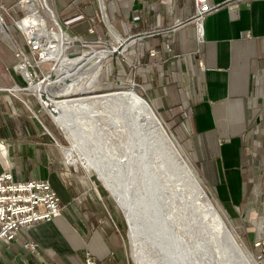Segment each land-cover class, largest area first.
Wrapping results in <instances>:
<instances>
[{"label": "crops", "instance_id": "0c3cea01", "mask_svg": "<svg viewBox=\"0 0 264 264\" xmlns=\"http://www.w3.org/2000/svg\"><path fill=\"white\" fill-rule=\"evenodd\" d=\"M101 1L111 30L102 21H91L99 18L97 0H56L55 7L74 10L66 18L86 13L87 19L67 22L74 37L92 45L102 39L104 47L110 41L118 49L123 47L118 37L128 44L112 57H127L129 77L137 78L162 119L174 120L185 133L192 156L226 211L261 224L258 233L255 228L247 233L253 242L264 226V0H208L211 7H222L207 15L201 41L197 26L188 24L195 0ZM18 4L20 0H0V9L14 10ZM21 26L25 31L23 21ZM4 36L0 144L6 156L0 146V175L10 169L19 181H49L61 199L62 216L23 227L15 240L2 241L0 264H87L89 256L95 264H129L123 236L104 206L81 205L66 186L54 140L35 116L44 108L34 95L24 97L19 90L25 81L9 70L16 45ZM29 244L36 245L39 255Z\"/></svg>", "mask_w": 264, "mask_h": 264}, {"label": "water", "instance_id": "95a60500", "mask_svg": "<svg viewBox=\"0 0 264 264\" xmlns=\"http://www.w3.org/2000/svg\"><path fill=\"white\" fill-rule=\"evenodd\" d=\"M46 9L55 18V13L48 5ZM102 17L105 18L104 15ZM57 22L58 20L55 19L56 27ZM0 25L1 30L5 29L9 33V27L3 18L0 19ZM17 25L20 28L19 24ZM107 27L111 30L109 25ZM56 80L49 90L42 86L33 91L26 88L29 94L37 97L53 119L58 117L62 108L58 106L55 108L51 99L64 102L68 100L67 96H70L54 95V92L63 86ZM79 94L80 92L74 93V95ZM79 97L80 95L77 96ZM144 101L143 110L147 122L141 124L131 117L121 115L125 129L122 135L119 132L114 135L117 142L113 149L116 150V156L123 166L127 164L125 168L113 162L103 134L100 135L99 131L96 130L95 133L90 129L87 119L90 118L94 107L88 108L87 115L84 116L86 121L83 124L73 118L69 121V129L74 132L76 144H80L84 152L101 161L104 169L114 177L123 179L122 182L126 181V184L129 182L133 184V188L136 189L134 200L137 209L159 236L157 243L155 240L151 241L156 243L154 247L152 246L153 249L160 250L163 254L159 262L162 264H251L247 250L237 241L210 198L208 199L199 176L183 158L174 138L164 128V124L148 100L144 99ZM100 114L102 115L103 111ZM102 124L103 132L109 133L116 129L115 119L112 120L109 116L106 120H102ZM92 133L96 140L94 143L91 139ZM194 205L200 211H196ZM188 221L192 222V228L197 231V236H194V231L190 229L191 223ZM127 226L129 238L130 227L128 224ZM148 231L149 228L139 233V239L144 238V234ZM200 236L201 239H197ZM141 246L145 247L144 244Z\"/></svg>", "mask_w": 264, "mask_h": 264}, {"label": "rangeland", "instance_id": "374dc122", "mask_svg": "<svg viewBox=\"0 0 264 264\" xmlns=\"http://www.w3.org/2000/svg\"><path fill=\"white\" fill-rule=\"evenodd\" d=\"M55 1L56 0H46V1L37 0L38 11L46 19L49 29H56L55 19H57L58 23H60V26L63 29V33L66 36V38L73 41L72 38H74V34L70 32L66 24L70 20L79 22L78 18L81 17V14L73 13V16L71 18H66L68 17L67 15L72 13V11L74 12V10H72L71 12H63L55 7L56 6ZM97 1L98 3L102 2L101 0H97ZM48 2H49L48 5L55 13V18H53V16L46 9L45 4H47ZM24 6L26 5H23L22 0H20V4H18V6L14 10L9 11L7 9V11L5 10L3 11L2 9H0V18H3L5 22L7 19V21L9 22V25L8 23H6L7 26L9 27V33L7 34L1 33L2 30L0 27V38L4 39L5 38L4 35H6L9 38L10 42L12 43L14 42V44L16 45V49L20 46V47H23L25 51H27L28 49L25 45V39H24V34H23L24 32H22L23 28L21 26V23L22 21L25 23L26 33L31 30L32 25L30 24L28 18L29 16L32 15V11L27 8H24ZM106 12L108 13V11ZM82 14L86 16V13H82ZM102 15L104 14L100 10L99 18L94 16L95 19L93 23H98V21H102V23L110 26L108 19L105 18L104 20ZM17 24H19L21 28H19ZM111 35H113L112 31H111ZM109 42H106V45H108L109 47L100 46V44H94V45L91 44L93 46L92 52L94 50H98V51L105 50L113 54L114 51H116L117 46L111 47ZM14 44H11L13 45L12 47H15ZM90 51H91L90 48L84 47L81 42L76 41L74 46H71L68 49L67 54L69 58L75 59V58L82 57L84 55L92 53ZM126 58L127 57H112V56L106 57L105 60H103L102 65L97 69V71L100 69V73L97 76L96 80L93 81V83H90L91 81L90 80L88 82L90 84L88 85V83H86L87 80L84 79L82 83H79L77 86V88L80 86V90H75L76 92L72 91L67 94V95H70V96H67L69 97L68 99H71L70 97H73L74 99H78L77 96L79 95L81 98H88L94 95L98 96L102 94H110L113 92H119V91L134 88L138 96H140L142 99L148 100L149 104L151 105V107L154 109V111L156 112V114L158 115L162 123L164 124V127L167 130V132L174 138L179 148L180 153L188 161L192 169L199 176L200 182L203 188L205 189V191L207 192V195L210 197L212 202L215 204L216 208L219 210L220 214L224 218L228 227L231 229V231L235 235L237 241L245 248V250H247L248 254L250 255L249 257L251 258L252 264H264V244H263L264 226H263L261 235H258L257 234L259 232L258 229L259 227H261L260 223H258V225H256L255 223H247L245 218H244V221H242L243 218L240 219L238 216H235L234 214L230 215V213L226 211V208L221 204L216 192L213 189L209 188V184L207 183V181L205 180L204 176L202 175L200 171L199 163H197V160L195 159V157L192 156L191 151L188 148V142H187L185 133L180 129V127L175 123L174 120L165 118V121H164L162 119L159 112L153 107L152 103L149 101L145 93V90L143 89V86L138 82L137 78L129 77V75L127 74L128 70H127V64H126L127 59ZM14 59H15L14 63L10 65L9 70L13 71V73H15L16 76L18 75L19 81H21V76H20L21 74L19 72H16L14 68L20 62V60L16 57H14ZM52 67H53V62L44 65L43 70L47 72L46 73L47 76L52 75V80H56L57 78L58 80L56 81L60 82L61 77L59 75L60 74L59 70L57 69L53 71L51 70ZM42 79L43 78H41V80ZM51 85L47 83V87H50ZM23 87L27 88L29 86L27 85V83H25ZM83 88L84 90H81ZM77 92H80V94L74 95V93H77ZM29 93L30 92L25 90L23 92L24 97L29 96ZM62 95H66V94H62ZM36 100L40 104V107H42L43 105L40 103V101L37 98ZM102 111H103V114L101 115L100 112ZM109 112H110V107L104 106L102 104H97L95 106V109L91 112L90 118L87 119V121H89L90 129H92L93 132L96 133V130H97L99 131L100 135L101 133L103 134V136L106 138L105 142L108 148L107 150L108 151L110 150L109 152H111V151H114L113 147L115 146L114 144L117 142L116 136H114L115 129L109 133L103 132L102 130L104 126L102 124V120H106V118L109 116ZM35 116L37 120L44 125V127L46 126L45 129L47 133H49L52 139L54 140L52 141L55 146L56 152L59 155L58 160L60 159L62 161V168H64L62 172L64 173L63 179L65 181L66 186L70 188L74 193H76L75 196L78 198V200L81 201L82 203L81 205L85 204L87 201H90L95 204L104 206L107 219L109 220V222L113 225L115 229L118 228L121 235L123 236L126 249H127L129 264H135L133 260V253H132L131 246H130L131 245L130 239L127 236V232H128V226L126 224L127 220H126L124 213L121 211L120 206L118 205L116 199L113 198V196L110 194L104 182L95 173V170L86 162V160L84 159L82 153L80 152L78 148L74 147L73 149L74 155L77 158L76 161L71 162L67 159L66 151L71 150L72 142L70 140H67L68 138L67 135L65 134L63 129L60 128L59 125H57V122L51 117L49 112L44 108V110L41 109L40 112H37ZM85 121L86 120L84 119V117H81L78 120V122L82 124ZM91 138L95 140L93 133L91 134ZM69 141L71 142V144ZM65 143H67V145H65ZM0 146L2 147L1 150L3 154L6 156V150L4 146L2 144H0ZM62 151L65 152V154H63ZM61 154H62V159H61ZM70 164H73V165H70ZM253 228H255V232L257 233H255L256 236L253 237L254 241L250 242L249 239L247 238V233L248 232L250 233L251 231H253ZM258 243H262L261 246H256V244ZM56 262L58 264L63 263L60 260H56Z\"/></svg>", "mask_w": 264, "mask_h": 264}, {"label": "bare ground", "instance_id": "6f19581e", "mask_svg": "<svg viewBox=\"0 0 264 264\" xmlns=\"http://www.w3.org/2000/svg\"><path fill=\"white\" fill-rule=\"evenodd\" d=\"M22 3L23 5H26L24 6V8H27L32 11V15L29 16L28 18L30 24L32 25L31 30L26 33L21 29L22 32H24V34L30 39L36 38L41 40L42 42H45L48 48V58L53 61L54 69L55 70L58 69L60 72L59 74L61 77L60 83H62L63 86L61 87L60 90L55 91L54 95L55 96H60L62 94L67 95L72 91L80 90V86L78 88L77 86L79 83H82L84 79L87 80L86 83H88L90 80H91L90 83H93V81L96 80L97 76L100 73V69L98 71L97 69L102 65L103 60H105L106 57H110L112 53L108 51L94 50L92 53L84 55L82 57H78L75 59L69 58L67 51L71 46H73L74 43L72 40L66 38V36L63 33V29L60 26V23L57 22L56 29H49L46 19L38 11L37 0H25V1L23 0ZM45 5H48V3ZM117 39L120 43H123V47L121 49L116 48L115 52H119V51L121 52L123 49L126 50L128 44L125 43L124 40L119 37ZM17 70L22 72L26 77V79L28 80L29 91L37 90L39 86H42L44 87V89L49 90L50 87H47V83H48L47 80L45 82H40L39 85H36L35 83H32L29 80L28 78L30 77L29 71L25 65L17 66ZM90 83H88V85ZM81 90H84V88ZM51 100L55 108H57V106L62 108L58 117L56 118L54 117V119L57 122V124L60 126V128L63 129L69 140L72 142L71 150L66 151L67 159L71 162L72 161L75 162L77 158L74 155L73 149L74 147L78 148L82 153L86 162L95 170V173L104 182L108 191L113 196V198L116 199L118 205L120 206L121 211L124 213L127 220V224L130 227L129 239L131 244L130 245L131 250L133 253V260L135 264H162L161 262H159L161 261L160 256L163 255L162 252H160V250L157 251L153 249L154 247L153 245H155L158 242L159 236L155 231H153L149 222L138 211L136 201L134 200V193L136 189L135 187L133 188V184H131V182H129V184H126V181L122 182L123 179L114 177L112 173L107 172V170L104 169L101 161H99L93 155L84 152L81 148V145L76 144V140H74L75 138L73 134L74 132L72 133V131H70L68 125L69 121H71L72 118L78 122V120L81 117L86 116L87 115L86 112L88 108L93 109L94 107L95 109V105L102 104L104 106L110 107L109 118H111L112 120L113 118L115 119V124H116L115 133L119 132V134L122 135L121 133L124 131L125 128L121 115H126L128 117H131L135 121L141 124L147 122L146 113L143 110V105L145 104L144 99H142L140 96L137 95L134 88H131L119 92H113L110 94H102L98 96L94 95L88 98L80 97L78 99H68L65 100L64 102L63 101L57 102L54 99ZM92 142L94 143L95 140L92 139ZM125 148H123L124 151H126ZM109 153L111 154L110 156L114 160L113 162L115 164L119 163L122 166V168H125L127 166L126 163H125L126 165L123 166L122 162L119 161L118 157L116 156L117 153H115V151L114 152L111 151ZM189 166L191 167L190 164ZM192 171L197 175V173L193 169ZM140 196H142V193H140ZM207 197L208 199L210 198L208 195ZM194 206L196 211L197 210L200 211L196 207V205ZM213 206H215V204ZM142 208L144 209L143 206ZM217 212L220 214L218 209ZM220 216L222 215L220 214ZM222 219L225 222L224 218ZM190 223H191L190 229L194 231V236H197L198 235L197 231L194 228H192V222ZM148 228L149 231L147 232V234H144V238L139 239V233L144 232ZM197 239H201V236ZM152 240H155L156 243L155 244L154 242L152 243L151 242ZM142 244H144L145 247L141 246Z\"/></svg>", "mask_w": 264, "mask_h": 264}, {"label": "built area", "instance_id": "2783aa9c", "mask_svg": "<svg viewBox=\"0 0 264 264\" xmlns=\"http://www.w3.org/2000/svg\"><path fill=\"white\" fill-rule=\"evenodd\" d=\"M98 7L99 11H102L101 2L98 3ZM221 7V4L211 7L208 0H195L196 11L188 24L194 23L197 26L200 41L204 39L203 23L207 15L212 11H218ZM81 18L87 19L84 15H81ZM103 19L105 20V18ZM91 21H94V19H91ZM89 32L94 34L95 29L91 27ZM24 39L28 50L25 51L20 46L15 50V57L20 60L14 67L16 72H19L25 83L29 85L24 74L17 70V66L25 65L30 75L28 78L32 83L39 85L40 82L47 80L50 85L53 84L55 80H52V75L47 76V72L43 70L44 65L53 62L48 58L47 45L39 39H30L25 34ZM72 39L74 44L78 41L84 47L93 50L91 43L78 37ZM98 43L102 45L104 41L100 39ZM51 70L54 71L55 69L51 68ZM41 78L43 79L41 80ZM19 90L25 91L26 88H19ZM61 216V199L49 181L43 179L19 181L10 169L0 175V243L15 240L23 227L41 222L50 223ZM261 244L258 243L256 246H261ZM28 248L39 255L36 245L29 244ZM86 263L95 264L90 256L87 258Z\"/></svg>", "mask_w": 264, "mask_h": 264}, {"label": "trees", "instance_id": "16d2710c", "mask_svg": "<svg viewBox=\"0 0 264 264\" xmlns=\"http://www.w3.org/2000/svg\"><path fill=\"white\" fill-rule=\"evenodd\" d=\"M6 23H8V25H9V22L7 21V19H6ZM65 145H67V143H65Z\"/></svg>", "mask_w": 264, "mask_h": 264}]
</instances>
